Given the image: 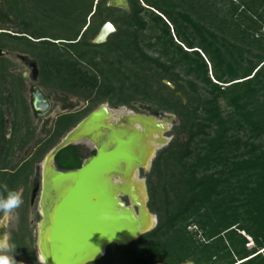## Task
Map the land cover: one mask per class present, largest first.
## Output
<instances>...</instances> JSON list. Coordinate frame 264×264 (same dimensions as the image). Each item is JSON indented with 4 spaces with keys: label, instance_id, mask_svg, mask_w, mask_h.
Here are the masks:
<instances>
[{
    "label": "trees",
    "instance_id": "16d2710c",
    "mask_svg": "<svg viewBox=\"0 0 264 264\" xmlns=\"http://www.w3.org/2000/svg\"><path fill=\"white\" fill-rule=\"evenodd\" d=\"M111 1L0 0V23L18 29L0 26V47L37 59L41 87L91 102L59 117L34 155L2 164L0 197L31 187L35 166L97 105H148L179 123L148 178L158 226L91 264H264V0H127L129 11ZM107 23L116 32L95 44ZM12 65L0 57V82L13 78ZM21 77L10 87V140L0 115L3 162L35 137ZM83 159L73 146L56 163L75 170ZM27 209L25 201L23 224ZM26 238L13 234V254L39 264Z\"/></svg>",
    "mask_w": 264,
    "mask_h": 264
},
{
    "label": "water",
    "instance_id": "95a60500",
    "mask_svg": "<svg viewBox=\"0 0 264 264\" xmlns=\"http://www.w3.org/2000/svg\"><path fill=\"white\" fill-rule=\"evenodd\" d=\"M109 6L129 11L127 0L111 1ZM115 32V26L107 23L95 44L106 43ZM32 105L39 117L48 116L52 110L50 98L38 86L33 89ZM111 114L109 106L103 105L88 115L47 154L41 172L36 173L37 177L41 176L37 246L42 264H91L105 257L111 245L128 246L158 226V217L148 207L150 197L145 180L144 210L133 204L127 194L121 198L130 200L132 214L129 207L123 208L115 200L112 191L115 187L110 179L113 174L129 172L135 165L150 170L160 149H154L150 164L145 167L137 154L141 150L133 141L135 138L138 143L143 134L126 129L128 124L144 127L148 121L161 124L156 119L171 121L175 116L160 113L147 117L131 113L111 126L106 121ZM163 129L165 132L167 127ZM81 144L91 146L96 155L86 159L78 169L59 168L57 155ZM119 203L123 202L119 200ZM123 204L126 205L125 201Z\"/></svg>",
    "mask_w": 264,
    "mask_h": 264
},
{
    "label": "rangeland",
    "instance_id": "374dc122",
    "mask_svg": "<svg viewBox=\"0 0 264 264\" xmlns=\"http://www.w3.org/2000/svg\"><path fill=\"white\" fill-rule=\"evenodd\" d=\"M1 27H5V29L10 30L11 32H16L18 29L17 27L13 25L7 24L5 26L4 24L0 23ZM0 57L8 59L13 65L10 67V72L13 75V78L7 77L6 82H0V115L4 117L5 120V134L7 140H10L13 136L14 129H13V120H14V108L11 107L9 101H10V87L12 82L17 81L19 77H23L24 79V90H23V97L27 104L30 107V119L32 122V127L35 131V137H33L34 140L29 144V146L26 147L25 150L19 151L17 150L14 157L11 156V158H7L6 162H3L0 158V169L2 164L8 165L7 167H12L17 165L19 162H23L24 160L28 159L30 156L34 155V152L37 151L36 143L41 142V144L48 140V136L50 132L54 130V127L56 125V121L59 117L67 116L71 114H76L83 112L86 110L89 105H91V102H86L83 98L73 96L71 94H67L62 89L50 87V88H43L40 86V73H41V63L35 59L32 55L20 53L17 51L10 50L9 48H1L0 47ZM21 77V78H22ZM15 78V80H13ZM169 84L168 82H166ZM18 84V82H17ZM35 86L40 87L43 92L50 98L52 102V110L50 114L46 117H37L35 114V111L33 110V89ZM172 88L173 86L170 85ZM21 93V94H22ZM83 95H85V92H82ZM103 105H108L109 108L112 111V115L114 117H120V116H127L131 113L136 115H143L147 117L154 116L153 110L148 106H141L140 104H136L134 109H130L127 107H120V108H113L111 104L107 101H105L102 104L97 105L92 112L95 110H98ZM20 117L23 118L22 109H19ZM91 112V113H92ZM3 113V114H2ZM90 113V114H91ZM155 113V112H154ZM160 114V113H158ZM167 114V113H166ZM169 116H174L172 114H167ZM88 115H85L83 120ZM158 121H165V119H156ZM25 120H23L24 122ZM178 119L175 116L174 119L169 121L168 123H165L167 130L163 132V138L165 139V142L161 145L160 149L157 151V155L155 157L154 161L158 157V154L167 148L174 140L175 133L174 128L178 125ZM25 123H23V131L21 132L19 136V140L23 138V134L26 132V127L24 126ZM74 129V128H73ZM72 129V130H73ZM70 133V132H69ZM67 133V134H69ZM67 134L60 140V142L67 136ZM134 144H137L139 151L141 150L140 144L136 142V139L134 138ZM59 142V143H60ZM58 143V144H59ZM57 144V145H58ZM56 145V146H57ZM82 147V153L84 157H88L90 155L89 148L85 144L80 145ZM46 158V157H45ZM3 159V158H2ZM2 161V162H1ZM44 161V160H43ZM43 161L35 166L34 174L31 179V187H25L23 186L18 192L21 194L23 199V204L25 201H27L28 209L26 215V222L23 224L21 220V215L23 212V204L21 207L17 210H15L11 215L10 218H7L4 216L2 212H0V239H6L8 243L11 244V238L14 233H20L25 232L27 236V241L31 244H33L36 252L38 253V248L36 246L37 243V232H38V224L41 220V217L39 216V198H40V192L39 189L37 190V194L34 197L35 193L34 190L37 185H40V177H37V172H41V167ZM153 166L150 170H142L140 173V179L142 181H146L147 187H148V178L150 177L152 173ZM1 171V170H0ZM41 175V173H40ZM149 193V190H148ZM128 205L131 203L127 200H125ZM33 202V204H32ZM150 205V201L148 203V207ZM150 209V207H149ZM152 213V212H151ZM157 216V215H156ZM23 227V228H22ZM195 229V228H193ZM31 237V238H30ZM31 241V242H30ZM254 244L250 243L248 245V249H253ZM11 255H14L13 252L10 253ZM39 256V255H38ZM39 258V257H38ZM16 264H27L24 261L18 260L17 256L15 255Z\"/></svg>",
    "mask_w": 264,
    "mask_h": 264
},
{
    "label": "bare ground",
    "instance_id": "6f19581e",
    "mask_svg": "<svg viewBox=\"0 0 264 264\" xmlns=\"http://www.w3.org/2000/svg\"><path fill=\"white\" fill-rule=\"evenodd\" d=\"M108 117L106 118V121H109L107 125L111 126H114L117 122H119V119H124V116L114 117L112 114ZM116 119L117 121H114ZM169 121V119H165V121L163 122L158 121L161 124L148 121V123L144 124V127H141L137 123H132L128 124V126L125 127L130 131L138 130L139 133L142 132L143 135L139 137L138 143L140 144L141 153L143 155L140 152L137 154L138 156H141L140 161L145 165V167L149 166L154 149L157 147H161V145L165 142V139L163 138V128L166 127L165 123H168ZM139 128H141L142 130ZM140 171L141 169H139L137 165H135L131 167V170L129 172L113 174V177L110 179L112 181V186L115 187L112 188V191L115 194V200L118 204L123 205V208L129 207L132 214L133 208L127 204L124 206V201L121 198L127 194L133 204L139 205L144 210L146 204V191L145 183L140 179ZM118 199L123 203H119Z\"/></svg>",
    "mask_w": 264,
    "mask_h": 264
},
{
    "label": "clouds",
    "instance_id": "9594fccd",
    "mask_svg": "<svg viewBox=\"0 0 264 264\" xmlns=\"http://www.w3.org/2000/svg\"><path fill=\"white\" fill-rule=\"evenodd\" d=\"M23 204L21 194L15 190H8L7 195L0 197V212L5 217L10 218V215ZM15 249L14 244L8 243L6 239H0V264H16L15 255H11ZM185 264H194L191 259L185 261Z\"/></svg>",
    "mask_w": 264,
    "mask_h": 264
},
{
    "label": "flooded vegetation",
    "instance_id": "af4514ba",
    "mask_svg": "<svg viewBox=\"0 0 264 264\" xmlns=\"http://www.w3.org/2000/svg\"><path fill=\"white\" fill-rule=\"evenodd\" d=\"M153 114H154V116H156L158 113H154L153 112ZM36 116L37 117H39L38 116V114H36ZM76 146H80V145H76ZM87 147L89 148V153H90V155H88V157H84V159H83V161H82V164H83V162L86 160V159H88V158H91V157H93L94 155H96V151H95V149H93L91 146H88L87 145ZM82 166V165H81ZM153 166V165H152ZM142 170H144V169H141V171H140V173L142 172ZM41 179V178H40ZM38 187H36L35 188V190H34V193H35V195H34V197L36 196V194H37V190L39 189V192H40V196H41V180H40V185H37ZM125 200H127V201H129L130 202V200L129 199H124V201ZM39 201H40V198H39ZM125 203L127 204V202L125 201ZM32 204H33V202H32ZM128 205V204H127ZM38 208H39V204H38ZM39 216L41 217V211H40V208H39ZM36 246H37V243H36ZM37 248H38V246H37ZM37 253V252H36ZM39 255V256H38ZM37 256L39 257L38 258V260H39V264H42L41 263V258H40V253H39V250H38V253H37Z\"/></svg>",
    "mask_w": 264,
    "mask_h": 264
}]
</instances>
